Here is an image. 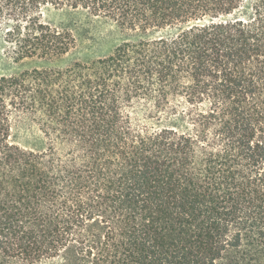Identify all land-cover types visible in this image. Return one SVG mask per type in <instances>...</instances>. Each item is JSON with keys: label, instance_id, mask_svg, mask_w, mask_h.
<instances>
[{"label": "trees", "instance_id": "trees-1", "mask_svg": "<svg viewBox=\"0 0 264 264\" xmlns=\"http://www.w3.org/2000/svg\"><path fill=\"white\" fill-rule=\"evenodd\" d=\"M0 264H264V0H0Z\"/></svg>", "mask_w": 264, "mask_h": 264}, {"label": "rangeland", "instance_id": "rangeland-1", "mask_svg": "<svg viewBox=\"0 0 264 264\" xmlns=\"http://www.w3.org/2000/svg\"><path fill=\"white\" fill-rule=\"evenodd\" d=\"M54 20L72 29L77 37V45L63 57L48 60H24L14 63L4 57L0 50V75L18 73L33 67L53 66L65 68L76 61H86L104 55L121 41V34L110 21L90 18L83 13L61 11L54 15ZM52 264V263H44Z\"/></svg>", "mask_w": 264, "mask_h": 264}]
</instances>
